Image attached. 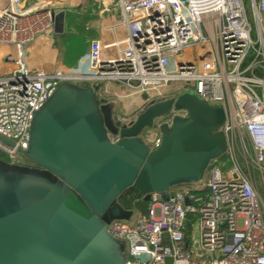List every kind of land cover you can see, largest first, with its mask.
<instances>
[{"label":"built area","instance_id":"obj_1","mask_svg":"<svg viewBox=\"0 0 264 264\" xmlns=\"http://www.w3.org/2000/svg\"><path fill=\"white\" fill-rule=\"evenodd\" d=\"M100 3V14L117 15L127 30L122 44L113 42L115 57H104L99 37L90 41L87 72L30 74L25 48L54 35L55 16ZM0 44L16 51L15 71L0 75V137L14 147L0 149L23 168L31 165L17 149L28 150L34 113L62 83L90 88L107 105V82L141 94L182 83L156 97L191 93L221 108L226 149L202 180L166 201L151 195L145 214L130 211L107 233L122 245L124 264H264V0H0ZM176 118L187 113L172 109L141 135L150 151Z\"/></svg>","mask_w":264,"mask_h":264},{"label":"water","instance_id":"obj_2","mask_svg":"<svg viewBox=\"0 0 264 264\" xmlns=\"http://www.w3.org/2000/svg\"><path fill=\"white\" fill-rule=\"evenodd\" d=\"M64 21L61 11L54 34L63 33ZM141 100L125 125L92 89L62 83L34 113L28 150L17 149L31 166L0 168V264H124L107 233L111 221L131 217L121 196L135 189L144 203L151 195L166 201L223 156L221 108L191 93L168 100L142 93ZM172 109L185 111L186 120L163 129L150 151L141 135Z\"/></svg>","mask_w":264,"mask_h":264},{"label":"crops","instance_id":"obj_3","mask_svg":"<svg viewBox=\"0 0 264 264\" xmlns=\"http://www.w3.org/2000/svg\"><path fill=\"white\" fill-rule=\"evenodd\" d=\"M102 6L103 3L88 4L83 8L77 7V9L66 11L62 34H54L48 38L39 37L27 46L25 60L29 73L87 72L90 41L99 37L103 40L104 57H115L116 49L113 42L117 40L122 44L127 36V30L120 23L117 15L100 14ZM15 59V48L11 45L0 44V75L9 76L15 71ZM107 94L104 91L108 100ZM142 105L141 102L125 112L120 105L116 104L113 112L119 117L134 119Z\"/></svg>","mask_w":264,"mask_h":264},{"label":"rangeland","instance_id":"obj_4","mask_svg":"<svg viewBox=\"0 0 264 264\" xmlns=\"http://www.w3.org/2000/svg\"><path fill=\"white\" fill-rule=\"evenodd\" d=\"M247 12H248V15H249L250 24L252 26H254V23L251 20V13H250V10H249L248 6H247ZM193 53H194V51L186 52L185 53L186 60H189L190 59V55H193ZM201 55L202 54H195L194 57H196V58L199 57L200 58ZM186 60H184V61H186ZM181 86H182V83H172L170 86L160 88L158 91L147 92L146 95L148 97H150V99H151L153 97H156L157 93H161L163 95L171 94L172 92L176 91ZM104 91L106 93H108L107 95H108V102H109L108 104H109V106L112 107V108H116V104L120 105L121 109L125 110V112L129 111L130 109H132L133 107L139 105L142 102L141 93L140 92L128 89L125 86L120 85V84L107 82L105 84V86H104ZM185 120L186 119L176 118L174 121L175 122H181V121H185ZM145 131H144V133H145ZM0 144L4 145L1 142H0ZM4 146H7V145H4ZM17 158L21 162H26V163L29 162L24 157V155H22L21 153H19L17 155ZM218 162H219V160H218ZM214 165H217V164L214 163ZM0 168L1 169H8V168L16 169V168H18V170L19 169H24L23 167H20L19 165L11 164L10 161H8V158L6 157V154L2 151V149H0ZM173 189H175V188H173ZM135 211H139L142 214H145L147 212V203H146V206H144L143 208L137 205V210H135ZM116 251H117L118 259L122 262L124 260V255H123V252H122V245L120 243H118V242L116 243Z\"/></svg>","mask_w":264,"mask_h":264},{"label":"trees","instance_id":"obj_5","mask_svg":"<svg viewBox=\"0 0 264 264\" xmlns=\"http://www.w3.org/2000/svg\"><path fill=\"white\" fill-rule=\"evenodd\" d=\"M85 87V86H83ZM119 205L127 211L137 210V205L140 207L146 206L143 202L142 197L135 189L127 190L119 199Z\"/></svg>","mask_w":264,"mask_h":264}]
</instances>
